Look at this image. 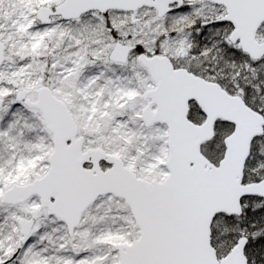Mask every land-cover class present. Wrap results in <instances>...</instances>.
<instances>
[{
    "label": "snow or ice",
    "instance_id": "obj_1",
    "mask_svg": "<svg viewBox=\"0 0 264 264\" xmlns=\"http://www.w3.org/2000/svg\"><path fill=\"white\" fill-rule=\"evenodd\" d=\"M0 264H264V0H0Z\"/></svg>",
    "mask_w": 264,
    "mask_h": 264
}]
</instances>
